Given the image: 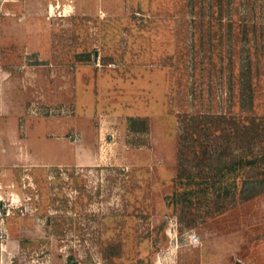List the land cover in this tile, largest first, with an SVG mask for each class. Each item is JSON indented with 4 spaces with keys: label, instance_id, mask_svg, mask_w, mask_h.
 Masks as SVG:
<instances>
[{
    "label": "rangeland",
    "instance_id": "1",
    "mask_svg": "<svg viewBox=\"0 0 264 264\" xmlns=\"http://www.w3.org/2000/svg\"><path fill=\"white\" fill-rule=\"evenodd\" d=\"M32 1L0 0V264H264V191L165 200L185 114L264 112L257 3L53 0L33 28Z\"/></svg>",
    "mask_w": 264,
    "mask_h": 264
},
{
    "label": "trees",
    "instance_id": "2",
    "mask_svg": "<svg viewBox=\"0 0 264 264\" xmlns=\"http://www.w3.org/2000/svg\"><path fill=\"white\" fill-rule=\"evenodd\" d=\"M217 1V7L222 10L213 13L222 18L226 0ZM242 1L245 11L255 1V9L247 13L253 14L252 18L258 15L264 20V0ZM241 12L226 8L225 14L229 22L245 20L247 13L242 15ZM247 65L249 69L250 62ZM247 72L248 75L249 70ZM251 81L250 77L252 87ZM252 98L251 95L250 100ZM180 138L182 159L174 179L176 189L165 196L168 204L193 210L207 200L215 213L222 211L231 198L247 200L264 191V112L256 111L252 115L188 113L182 118ZM207 138H213L217 146L209 149ZM190 155L197 159L196 163L188 159Z\"/></svg>",
    "mask_w": 264,
    "mask_h": 264
},
{
    "label": "crops",
    "instance_id": "3",
    "mask_svg": "<svg viewBox=\"0 0 264 264\" xmlns=\"http://www.w3.org/2000/svg\"><path fill=\"white\" fill-rule=\"evenodd\" d=\"M20 1H22V0H20ZM95 1V0H94ZM31 3V5L29 6L28 4H25V5H18L17 6V9H14V10H12V12L14 13V14H20V13H23V12H25V11H28V12H31V13H34L33 14V17H30L31 19L30 20H28L29 21V27H38V25H37V23H35L33 20H34V18L35 17H37V16H39V17H41L42 16V13H46L47 11H48V5H51V6H55L56 4L53 2V0H49L47 3H43V2H40V1H37L36 3H34L33 1L32 2H30ZM70 5V7L72 8V10L74 11V10H76L77 8L75 7V6H73V5H71V4H69V3H67V2H64V6H66V8L68 7ZM60 10H62L63 8L60 6V7H58ZM95 9H97V11L99 12L100 10H103L104 12H109L108 11V8H104L102 5H100V4H94V3H92V6L91 7H88L87 9H84V8H78L77 10H78V12L79 11H81V10H83V12H84V10H86V11H91V10H95ZM33 18V19H32ZM15 24H16V26L17 25H19L20 26V23L19 22H14ZM1 92V91H0ZM3 130L1 129L0 130V134L1 133H3L2 132ZM7 247L8 248H10V249H15V245L13 244V243H8V245H7Z\"/></svg>",
    "mask_w": 264,
    "mask_h": 264
},
{
    "label": "built area",
    "instance_id": "4",
    "mask_svg": "<svg viewBox=\"0 0 264 264\" xmlns=\"http://www.w3.org/2000/svg\"><path fill=\"white\" fill-rule=\"evenodd\" d=\"M0 200H1V198H0ZM8 210H10V209H8ZM11 212V211H10ZM3 213H5L4 212V209L3 210H0V214H3ZM191 240L193 241V242H198L199 241V238H198V236L196 235V234H192L191 235Z\"/></svg>",
    "mask_w": 264,
    "mask_h": 264
}]
</instances>
